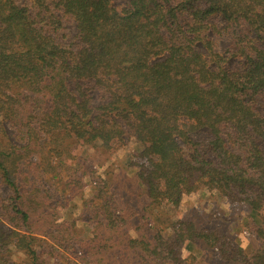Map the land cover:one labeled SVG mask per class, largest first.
I'll return each instance as SVG.
<instances>
[{
  "label": "trees",
  "instance_id": "obj_1",
  "mask_svg": "<svg viewBox=\"0 0 264 264\" xmlns=\"http://www.w3.org/2000/svg\"><path fill=\"white\" fill-rule=\"evenodd\" d=\"M0 118V181L32 258L19 206L30 175L85 147L111 157L132 138L113 182L79 195L92 230L82 258L91 247L104 264H264V0H0ZM85 170L74 187L95 174ZM198 192L245 209L255 247L213 212L178 222ZM195 243L200 255L183 258Z\"/></svg>",
  "mask_w": 264,
  "mask_h": 264
},
{
  "label": "rangeland",
  "instance_id": "obj_2",
  "mask_svg": "<svg viewBox=\"0 0 264 264\" xmlns=\"http://www.w3.org/2000/svg\"><path fill=\"white\" fill-rule=\"evenodd\" d=\"M113 1L117 3L120 0ZM221 44L222 47L225 45L223 41ZM2 125L4 129L8 127L7 123H2ZM13 136L9 128L5 140L16 142ZM204 136L205 133L199 134L201 138ZM97 148L85 147L82 150H77L76 153H64L59 160L61 164L54 171L43 164L33 175H30V184L27 188L29 192L25 194L23 202L19 206L30 215L29 226L33 230L30 237L34 239L31 246L36 252L35 259L17 245L19 238L17 235L28 234L19 231L22 229L20 224L9 214V208H11V200L8 199L10 191L0 181V264H104L98 261V257L94 255L96 249L92 248L91 250V247H89L90 252L85 258H82L84 250L80 243L91 239L92 230L80 219L83 205L79 195L82 192L88 200L92 196L91 188L101 179L113 182L112 173L113 175L119 174L131 153L136 151L139 146L134 139H128L126 146L111 157H106ZM40 157H42V153L32 154L29 159L36 162ZM34 168L31 167L32 170ZM84 169L86 172L94 171L95 174H92V178L88 176L89 174H85L82 182L74 187L69 179L75 175L79 176ZM125 171L128 176L132 175L130 169ZM128 183V181L125 183L118 182L117 188L122 190ZM42 192L48 194L41 196L40 193ZM115 201L118 199L115 198ZM143 203L144 200L137 202L135 209L141 207ZM181 208L183 213L179 215L178 222H193L199 226L200 224L194 217L203 218L206 213L213 212L222 217V221H218L222 223L221 226L229 236L238 239L243 246L249 245L247 247L249 249L255 247L254 240L257 239L253 230L246 228L248 213L245 209L237 205H228L218 195L210 196L204 192L185 197L182 200ZM88 215L86 213L85 217L89 218ZM151 222L154 224L155 218ZM204 228L202 226V229ZM43 233H48L49 236L44 237ZM131 235L134 236L135 234L131 233ZM189 254L200 255L197 243L183 246L182 257L186 258ZM208 257L211 260L215 259L213 260L215 262L218 261V256L215 258L209 254ZM213 261L210 264H214Z\"/></svg>",
  "mask_w": 264,
  "mask_h": 264
}]
</instances>
